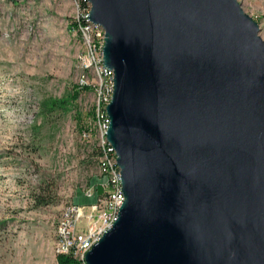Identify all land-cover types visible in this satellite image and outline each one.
<instances>
[{"label": "water", "instance_id": "obj_1", "mask_svg": "<svg viewBox=\"0 0 264 264\" xmlns=\"http://www.w3.org/2000/svg\"><path fill=\"white\" fill-rule=\"evenodd\" d=\"M125 201L88 264H264V40L238 0H89Z\"/></svg>", "mask_w": 264, "mask_h": 264}, {"label": "rangeland", "instance_id": "obj_2", "mask_svg": "<svg viewBox=\"0 0 264 264\" xmlns=\"http://www.w3.org/2000/svg\"><path fill=\"white\" fill-rule=\"evenodd\" d=\"M238 1L264 40V0ZM76 12L74 0H0V264H59L61 211L97 197L84 195L100 179Z\"/></svg>", "mask_w": 264, "mask_h": 264}, {"label": "built area", "instance_id": "obj_3", "mask_svg": "<svg viewBox=\"0 0 264 264\" xmlns=\"http://www.w3.org/2000/svg\"><path fill=\"white\" fill-rule=\"evenodd\" d=\"M76 4V29L83 40L84 49L79 55L82 74L79 87H90L96 93L94 106L95 131L97 133V164L99 183L85 188L84 195L93 197L97 187L101 191L91 204L70 202L61 211L56 226L58 255H72L80 264H88L87 253L107 233L119 218L125 201L121 167L118 154L108 139L111 119L107 106L113 98L115 72L104 62L106 30L90 18L89 0H74ZM91 133L84 131V136Z\"/></svg>", "mask_w": 264, "mask_h": 264}, {"label": "trees", "instance_id": "obj_4", "mask_svg": "<svg viewBox=\"0 0 264 264\" xmlns=\"http://www.w3.org/2000/svg\"><path fill=\"white\" fill-rule=\"evenodd\" d=\"M73 27H77L76 24ZM79 87V86H78ZM90 89V87H79V89ZM79 89L75 90L73 93V98H77L79 95L80 91ZM57 104V101H52L51 105L52 107ZM93 183L96 182V179L92 181ZM101 191L100 187H97V195ZM58 262L59 264H80L79 261L73 257L72 255H58Z\"/></svg>", "mask_w": 264, "mask_h": 264}]
</instances>
